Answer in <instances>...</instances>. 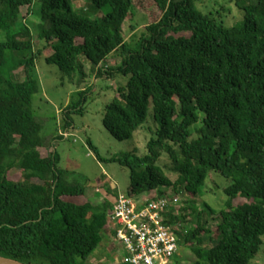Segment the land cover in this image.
Instances as JSON below:
<instances>
[{"label":"trees","instance_id":"trees-1","mask_svg":"<svg viewBox=\"0 0 264 264\" xmlns=\"http://www.w3.org/2000/svg\"><path fill=\"white\" fill-rule=\"evenodd\" d=\"M149 1L161 15L153 14L128 41L124 23L137 0H91L111 9L96 18L76 8L75 0H41L36 31L50 51L45 60L64 75H77L79 84L88 77L86 63L98 79L128 76L106 106L104 125L115 138L130 139L152 104L159 128L145 155L102 160L131 170L128 196L161 190L182 210L170 215L172 222L183 224L193 215L196 226L184 233L182 225L179 234L180 246L189 245L197 256L192 264H250L264 236V0H236L243 21L231 27L218 18L220 10L199 8V0ZM33 7L34 0H0V255L86 264L111 236L113 204L87 198L86 187L60 169L58 152H42L53 148L56 137L42 135L43 122L33 111L42 56L27 23ZM116 52L121 63L109 67ZM20 69L23 81L15 74ZM91 88L79 90L80 99L65 109V128L71 114L83 113ZM164 154L178 174L175 181L159 165ZM14 168L23 172L17 181L9 177ZM211 169L231 180L219 212L206 202L199 209L195 200ZM238 197L248 201L235 205ZM204 236L212 246L204 245Z\"/></svg>","mask_w":264,"mask_h":264},{"label":"rangeland","instance_id":"rangeland-1","mask_svg":"<svg viewBox=\"0 0 264 264\" xmlns=\"http://www.w3.org/2000/svg\"><path fill=\"white\" fill-rule=\"evenodd\" d=\"M146 2V4H145ZM147 6V11L144 6ZM199 8L204 12L220 10L221 16L218 18L227 26H234L243 21V11L236 4V0H199ZM76 8H84L90 11L93 18L106 15L110 12V7L96 8L91 0H75ZM34 11L28 16L27 23L31 26L35 38V51H42V56L37 61V73L40 80V91L34 95V114L43 122L42 135L55 136L53 148L42 150L44 155H49L52 150L57 151L60 157L59 167L70 181H77L87 189L86 197L92 201L102 202L106 199L114 204V200L120 194H127L131 185V170L117 162H107L102 159H110L122 153L130 152L137 155H145L148 152L147 144L149 140L156 137L159 124L154 119L153 105L149 106L146 122L127 140H119L106 128L103 122L106 106L117 94L122 83H127L128 76L118 74L112 78H100L91 72V66L86 63L88 77L82 84L77 83L78 76L70 77L64 75L61 69L54 64L46 62L45 57L50 54L46 49V43L37 37L36 25L39 22L41 12V0H34ZM25 14V12H24ZM160 16L159 10L153 2L147 0H137V7L124 23V34L128 41L135 37V33H141L151 22L152 15ZM157 18V17H156ZM137 27V30L133 29ZM109 67H117L121 63L119 53H114L109 62ZM18 80L26 79L22 69L15 72ZM92 87L87 96V101L82 104L83 113L71 114V126L65 128L64 111L77 99L78 91ZM78 101V100H77ZM200 126V122L192 127ZM197 134H194L193 138ZM95 146L97 151L94 149ZM159 165L164 168L170 178L175 181L178 174L172 172L173 162L168 154H164ZM22 170L14 168L9 172V177L13 180L22 178ZM231 184L221 173L211 169L206 180L204 192L195 198L199 209L203 208L206 202L218 212L225 208L229 199L225 189ZM115 185V186H114ZM161 190H157L152 195H159ZM102 199V200H101ZM189 199L183 197V201ZM99 200V201H98ZM248 201L246 198L238 197L234 200L235 205ZM182 214V210L178 213ZM193 215L189 214L186 221H183L184 233L187 229L196 226L192 220ZM212 229H216L217 223L211 224ZM204 245L212 246L211 240L204 236ZM112 244L110 249L105 250L104 242L89 257L86 264H116L114 261L121 260L123 255L121 243L111 235ZM180 245V242H179ZM120 258V259H119ZM197 260V256L189 245L179 247V252L174 258L173 264H192ZM250 264H264V236L261 249Z\"/></svg>","mask_w":264,"mask_h":264},{"label":"built area","instance_id":"built-area-1","mask_svg":"<svg viewBox=\"0 0 264 264\" xmlns=\"http://www.w3.org/2000/svg\"><path fill=\"white\" fill-rule=\"evenodd\" d=\"M178 199L167 194L115 198L109 213V234L121 244L123 255L117 264H173L179 252L182 223Z\"/></svg>","mask_w":264,"mask_h":264},{"label":"water","instance_id":"water-1","mask_svg":"<svg viewBox=\"0 0 264 264\" xmlns=\"http://www.w3.org/2000/svg\"><path fill=\"white\" fill-rule=\"evenodd\" d=\"M0 264H37V263H26L0 255Z\"/></svg>","mask_w":264,"mask_h":264},{"label":"crops","instance_id":"crops-1","mask_svg":"<svg viewBox=\"0 0 264 264\" xmlns=\"http://www.w3.org/2000/svg\"><path fill=\"white\" fill-rule=\"evenodd\" d=\"M110 241H111V236H108V235H107V238L105 239V244H106V245H105V248H104L105 250L110 249V248L112 247V244L109 245ZM119 259H120V258H119ZM114 262H115V263H116V262L118 263V259H116ZM117 263H116V264H117Z\"/></svg>","mask_w":264,"mask_h":264}]
</instances>
